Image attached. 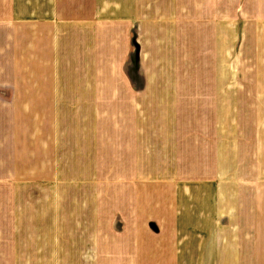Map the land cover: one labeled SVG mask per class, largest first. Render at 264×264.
<instances>
[{
  "label": "crops",
  "instance_id": "1",
  "mask_svg": "<svg viewBox=\"0 0 264 264\" xmlns=\"http://www.w3.org/2000/svg\"><path fill=\"white\" fill-rule=\"evenodd\" d=\"M0 264H264V0H0Z\"/></svg>",
  "mask_w": 264,
  "mask_h": 264
},
{
  "label": "rangeland",
  "instance_id": "2",
  "mask_svg": "<svg viewBox=\"0 0 264 264\" xmlns=\"http://www.w3.org/2000/svg\"><path fill=\"white\" fill-rule=\"evenodd\" d=\"M229 78V76L226 77V79Z\"/></svg>",
  "mask_w": 264,
  "mask_h": 264
}]
</instances>
